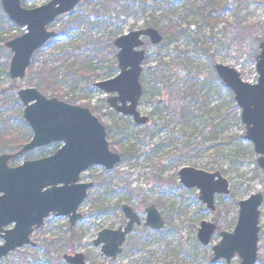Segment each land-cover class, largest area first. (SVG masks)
Wrapping results in <instances>:
<instances>
[{
  "label": "rangeland",
  "instance_id": "rangeland-1",
  "mask_svg": "<svg viewBox=\"0 0 264 264\" xmlns=\"http://www.w3.org/2000/svg\"><path fill=\"white\" fill-rule=\"evenodd\" d=\"M49 2L23 0V6L38 8ZM3 15L1 7L0 21ZM3 23L0 119L12 132L0 133L1 147L12 150L26 138L18 92L36 88L47 98L64 103L75 100V105L90 110L107 129L110 150L123 156L132 148L135 157L123 159L111 172L102 167L88 170L81 182L93 183L94 188L79 210L83 219L78 225L71 229L68 218L51 217L32 235L35 247L16 250L0 264H66L64 256L75 254L84 255L87 264H211L213 247L221 241L219 233H233L237 225L239 203L252 195L264 197L259 156L245 140L246 127L234 94L215 71V65L221 64L235 69L245 83H257L264 0H134L128 5L121 0H83L50 27L58 38L38 57L34 68L35 73L54 54L74 65L76 73L68 72L60 61L39 79L30 78L28 70L21 81L9 76L12 54L5 43L24 31ZM149 28L157 30L163 42L154 46L144 39L138 112L149 123L137 126L132 118L113 111L107 102L111 95L95 84L119 74L114 41ZM63 29L68 30L67 36H61ZM39 84L43 90L36 87ZM59 148L52 145L44 150L50 153ZM41 150L31 152L29 160L42 158ZM184 168L219 172L229 182L230 194L215 197V211L199 200L197 189L180 183L178 174ZM123 206L133 209L142 224L127 236L122 253L107 259L94 242L104 230L126 227ZM149 207L159 212L163 230L145 227ZM260 213L256 264H264V202ZM203 222L218 229L207 247L197 237ZM229 264H241V260L236 256Z\"/></svg>",
  "mask_w": 264,
  "mask_h": 264
},
{
  "label": "water",
  "instance_id": "water-1",
  "mask_svg": "<svg viewBox=\"0 0 264 264\" xmlns=\"http://www.w3.org/2000/svg\"><path fill=\"white\" fill-rule=\"evenodd\" d=\"M83 0H51L48 4L27 9L22 0H0L9 21L24 30V34L5 44L12 54L9 76L13 81L24 80L33 56L57 37L50 26L61 16L70 14ZM158 46L163 37L152 28L134 31L114 41L118 49L119 74L115 78L96 83L95 87L107 95L110 108L125 118H132L137 126H145L149 119L138 112L143 96L140 77L146 53L143 39ZM256 58L258 81L245 83L240 74L221 64L215 71L235 97L241 110V121L246 127L245 140L251 142L259 156V168L264 171V42ZM24 108L22 118L33 133L31 141L21 151L0 155V260L26 246L35 247L33 233L44 226L50 217L68 218L71 229L83 219L79 210L93 189V183H81V177L93 167L113 171L122 162V156L110 150L107 129L93 113L79 106L47 98L35 88L18 92ZM52 144L61 147L50 157L25 161L11 166L24 155ZM180 183L186 189H197L199 200L215 211V197L230 194L229 182L221 173L209 174L191 168L179 172ZM262 194L252 195L239 203V217L233 233L221 232V241L213 247L211 264L225 261L229 264L236 256L241 264H256L260 233ZM122 211L128 220L124 229L104 230L94 242L101 247L107 259L122 253L127 236L141 225L136 212L128 206ZM145 227L161 231L165 222L155 207L146 210ZM11 227V228H10ZM217 233V226L203 222L198 231L199 243L207 247ZM66 264H87L82 254L64 256Z\"/></svg>",
  "mask_w": 264,
  "mask_h": 264
},
{
  "label": "trees",
  "instance_id": "trees-1",
  "mask_svg": "<svg viewBox=\"0 0 264 264\" xmlns=\"http://www.w3.org/2000/svg\"><path fill=\"white\" fill-rule=\"evenodd\" d=\"M131 1H134V0H121L122 4H123V2H124V5H128V3L131 2ZM125 8H127V6H126ZM111 10H113V9H109V11H111ZM0 11H1V4H0ZM3 22H5L6 24H8V25H10L12 28H14V25H12V23H10V21L8 20V18L6 17V15H3V16H2V19H1V21H0V28H1L2 25L4 24ZM210 23H211L210 21L207 22V24H210ZM67 34H68V30H67V29H63L62 32H61V36H62V35L67 36ZM16 37H17V36L9 37V38L7 39L6 42H8V41H10L11 39H14V38H16ZM57 38H58V37H57ZM55 40H56V39H54L53 41H50V42H49V43H48V44H47V45H46L41 51H39V52H37V53L35 54V56H34L35 59L33 58V60H32V64H31V67H30V69H29V72H30V78H32V76H35V77H37V78L39 79V78H41L42 76L49 74L50 72H52V71H54V70L56 69V68H55V65H56L57 63H59L60 61H61V62L64 61V64H65L64 66L67 68V71H68V72L71 71L70 73H76L75 70H72V67H73L74 65L69 66V65L67 64V62H66V59H64V57H63L62 59H57L59 56H56V55H54V54H49V59L43 61V64H42L41 68H39L38 71L34 73V68H35L36 63L38 62V61H37V60H38V57L43 56L44 53H45V51L50 49L51 45L54 43ZM55 60H57V61H55ZM36 87L42 89V87L40 86V84H39V85H36ZM37 90H38V89H37ZM42 90H43V89H42ZM1 95H3V92H2V93L0 92V96H1ZM68 104L75 105V100H72L71 103H68ZM98 119L100 120V118H98ZM20 121H21L22 125H24L25 128L27 129L26 138H25V137H22V138H21V146H18V147H16V148L12 149V150H7V149H6V148H7L6 146H5V147H4V146L1 147V143H0V154H5L6 151H9L10 153L18 152V151H20V149H21L25 144H27V143L31 140V138H32V132H31L30 129L27 127V125H26L25 122L23 121L22 117H20ZM100 121H101V120H100ZM7 125H8V123H6L5 121H2V119H0V133H3V134H4V133H7V130H8V132L11 134V132H12V131H11V128H8ZM7 135H8V134H7ZM55 145H57V144H55ZM48 148H49V147H48ZM54 152H55V151H54ZM54 152H50V153H48V152H46V151L43 149V150L40 151V153L42 154L40 157H42V158L48 157V156L52 155ZM30 156H31V153L25 155L24 157H21L20 159H18V160H16V161H13L12 164H13V165H18V164H20L21 162L25 161L26 159L29 160ZM122 157H123V159H125V160L131 159V158H134V157H135V154H134L133 149L130 148V149L126 150L125 152H123V156H122Z\"/></svg>",
  "mask_w": 264,
  "mask_h": 264
},
{
  "label": "flooded vegetation",
  "instance_id": "flooded-vegetation-1",
  "mask_svg": "<svg viewBox=\"0 0 264 264\" xmlns=\"http://www.w3.org/2000/svg\"><path fill=\"white\" fill-rule=\"evenodd\" d=\"M149 123V122H148ZM139 216V215H138ZM141 220V219H140ZM142 221V220H141ZM127 226V225H126ZM120 229H122V228H120Z\"/></svg>",
  "mask_w": 264,
  "mask_h": 264
}]
</instances>
